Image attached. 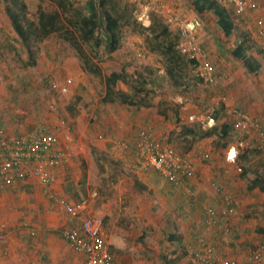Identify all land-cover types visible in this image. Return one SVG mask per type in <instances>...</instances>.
<instances>
[{
    "label": "rangeland",
    "instance_id": "obj_1",
    "mask_svg": "<svg viewBox=\"0 0 264 264\" xmlns=\"http://www.w3.org/2000/svg\"><path fill=\"white\" fill-rule=\"evenodd\" d=\"M20 1L26 5V16L30 21L37 19L41 9L46 12L55 10L54 5L48 0ZM72 1L82 15L87 14L85 0ZM159 1L168 5L167 0ZM173 1L178 4L175 6L184 12L176 15L183 22L191 25L196 34L197 25L203 26L204 32L206 28H212L213 19L207 16L208 13L197 14L192 0ZM261 2L260 8H264V0ZM5 4L4 0H0V82L3 84L0 120L13 134L23 132L25 124L37 126L33 132L38 133L42 127H49L59 140L71 145V151L84 158L83 163L71 169L72 178L84 182V187L89 189L90 194L97 193L91 207L94 214L106 223L107 232H111L115 221H121L117 225L122 228L129 230L135 228V237L141 232L146 235L147 231V235H153L156 239L162 236L159 232H162L166 220H175L172 218L174 212L170 214L171 218L167 217L168 209L165 204L161 208L159 206L143 210L127 207L128 204L121 203L125 201L124 199L119 201L122 193L110 189L112 184L118 188H129L134 184L144 190L152 186L151 181L144 178V174L140 175L135 171L133 155L130 153L133 147L129 145L134 138L131 137L127 141L118 135L121 131L111 129V116L116 111L119 112L116 116L121 118L122 114L141 110L146 120L135 127V132L141 129H151L156 135L166 132L169 145L181 156L187 155L189 160H195L193 161L195 163L211 167L214 165L215 156L224 157V160L235 156L234 162L225 161L229 167L223 168L228 171L227 176L232 179V183L226 186L227 180L221 182V172L217 174L218 182H214L219 188L221 185L225 189L224 192L233 191L234 187L241 189L254 178L264 177V154L257 148L250 135L232 129L227 139L221 143L216 142L215 136L204 139L181 136L184 128L200 126L203 129L212 127L218 129L225 117L230 118L228 110L231 107L248 113L264 131L261 124V119L264 120L263 114L260 116L258 113L264 105V39L258 37L251 19L247 29L237 25L229 37H221L220 31H206L205 36L212 34V38L219 41L218 46L221 49L213 48L210 51L206 48L221 78L217 87H210L199 81L195 68L185 62L189 60L187 56H183V63L174 72L177 83L171 81L167 73V62L158 51L162 39L156 40L148 30L141 29V27L148 28L153 18L157 17L155 13L146 11L144 1L108 0L106 5L108 9L121 17V41L116 52L106 54L104 45L95 48L91 44H80L85 58L99 68L100 75L84 68L83 59L73 42L63 32L53 33L43 42L34 45L36 65L27 66L28 53L8 22L4 10ZM259 12L262 14L258 17L264 18V12ZM193 15L197 17L194 16L190 24L187 18ZM162 23L164 24L163 21ZM168 28L170 37L178 38L177 28L174 26ZM242 34H245L246 53L255 58L262 67L256 75L250 74L251 79L248 78L249 75L245 77L247 73L241 61L235 60L231 55L243 39ZM73 36L76 37V33ZM112 71H123L125 74V83L119 81L112 88L116 93L123 92L130 95L128 86L134 84V76L139 73L155 80L145 85L149 91L144 101L145 106L136 108L102 102L107 91L104 78ZM70 78L75 80L81 78L79 84H82L83 89L78 94L71 95L68 91L61 95L51 89L52 83L67 85V80ZM222 96L226 97L225 104L220 100ZM17 115L28 116V119L26 122H21L17 119ZM189 116L195 117L193 122L188 120ZM214 116H218V119H213ZM141 119L144 117L142 116ZM97 135L101 138H97ZM104 139L112 140L116 145L124 144L126 148L117 151L115 147L105 152L104 142L99 144L102 150L99 149V145L96 147L95 143H91ZM223 144L225 146H222ZM91 148L96 149L103 159H97ZM243 169L246 171L245 175L242 174ZM145 194L148 196L150 193L145 191ZM27 196L29 199V195ZM135 196L142 206L143 196L133 192V197ZM34 219V217L30 218L32 221ZM132 221L141 223L130 224L129 222ZM143 222L148 225H144ZM145 235L140 236L139 239L145 238Z\"/></svg>",
    "mask_w": 264,
    "mask_h": 264
},
{
    "label": "crops",
    "instance_id": "obj_2",
    "mask_svg": "<svg viewBox=\"0 0 264 264\" xmlns=\"http://www.w3.org/2000/svg\"><path fill=\"white\" fill-rule=\"evenodd\" d=\"M254 1H260V3H257L258 5H262L261 0ZM86 2L87 0H85ZM167 3L172 13H184L180 8L175 6L178 5L175 1L167 0ZM223 8L231 19L234 27L233 32L237 25H242L244 29H247L250 25L249 19H251L256 29L255 31L258 37H260L256 24L259 20L264 22V18L258 17V15L262 14L259 11H263V7L260 8L259 6L258 11L248 12L244 15H238L231 6ZM205 13H208L207 16L209 15L213 19V23L212 28H206L205 32L203 26L197 25L196 31L198 32L197 36L200 45L205 51L206 48L210 51L213 48L220 49L218 46L219 41L212 38V34L209 33L205 36L207 30L219 31L215 27L214 14L210 11ZM205 13L202 15H205ZM194 16L196 15L188 16L187 21L190 24ZM220 35L221 37H225L223 33ZM242 37L243 39L240 42L246 41L244 39L245 34H242ZM208 58L209 62L212 63L209 54ZM192 67L195 68L196 65L194 64ZM260 70H262L261 65ZM215 73L217 76H220L216 70ZM250 74L247 73L245 77L249 75L248 78L251 79ZM80 81L81 78H76V80L75 78H70L67 80L68 84L62 86H66L67 92L69 91L71 95L78 94L83 89L82 84H79ZM2 86L3 84L0 82V98H2ZM241 94L244 95L242 92ZM118 113L116 111L111 116V129H117L118 132L121 131L118 135L127 141L133 137V143L137 135L134 129L139 126L140 122L146 120V116L143 115L141 110L130 111L129 114L121 113L123 115L121 118L116 116ZM258 113L260 116L263 114L264 118V105ZM142 116L144 119H141ZM17 119L21 122H26L28 116L17 115ZM261 124L264 127V120L262 119ZM4 125L2 120H0V126L10 136H19L20 134H52L57 139L55 151H64L69 156L67 164L51 170L54 182L50 187L42 186L30 179L25 183H18L4 191H0V264H85L83 255L77 254L61 236L65 228L78 226L80 220L72 219L57 202L59 198L63 197L70 203L79 206L81 208L80 218L87 215L98 217L94 214L91 207L94 201V199H90L92 193L90 194L89 189L85 187L81 191L79 185L81 180H73L72 178L73 170L71 169L83 163L82 160L84 158L80 154L77 155L71 151V145L59 140L56 133L52 132L49 127H42L38 133L33 132L37 126L25 124L24 128L26 131L13 134L8 131L9 127H5ZM259 129H261L260 126ZM262 132L264 133V131ZM249 135L256 142L257 134L251 132ZM97 138H101V136L97 135ZM91 143H95L94 146L96 147L103 143L105 152L117 146L114 141L105 139L104 141H91ZM98 147L101 150L103 149L100 145ZM93 151L97 153L96 149L91 148L92 153ZM130 153L133 155L135 166L136 151L132 148ZM97 154L101 156V154ZM185 158H187V155ZM214 160V165L211 167L193 162L195 160H190L195 176L186 181L185 189L175 187L172 183L158 176L153 170H141L140 172L136 168L137 174H144V178L151 181L152 186H149L147 190L141 189L134 184L129 188H118L114 184L111 185L110 189H115L116 192L122 193L119 196V201L124 199L125 201L121 203L128 204L127 207L142 208L143 210L146 208H158L159 206L161 208L165 204L168 209L167 217L171 218L170 214L174 212L172 218L175 219L166 220L162 232H159L162 233V236L156 239H154L153 235H147V231L146 235L144 232H141L139 236L135 237V228L131 230L124 229L117 225L121 221H115V225H113L109 233L107 232V225L103 221L104 234L109 245L113 264H191V252L200 251L205 246L212 248L216 257L234 259L238 264H247L250 253L264 241V192H261L258 187L251 188L253 180L241 189H235L234 187L233 191L228 190L224 192L225 189L221 185L220 188L215 186L214 182H218L217 174L221 172V182L224 183L227 180L226 186L232 183V179H230L229 175L227 176L228 171L223 170L224 167H229V164H227L229 161L224 160V157L217 156L214 157ZM220 168L221 170H219ZM257 178L261 179L263 177L259 176ZM186 190H191L190 193L193 194V197L189 196ZM145 191H148L150 194L146 196ZM79 192L81 195H78ZM133 192L143 196L141 200L142 206L139 205V200L136 199L137 196L133 197ZM27 195H29V199H27ZM225 195H230L233 198L232 207L234 208V214L231 217L221 216L223 210H225L221 199ZM135 199L136 201H134ZM86 201H89V203L84 205ZM206 208L215 210L217 212L216 216H218L217 223L214 226H207L208 228L205 224ZM31 217L35 218L34 221L30 220ZM129 223L139 224L141 222L135 223L132 221ZM143 224L148 225V223L144 222ZM170 231H174L177 234L179 242L182 245V248L177 251L172 250L169 241L166 239V233ZM143 235H145V238L139 239Z\"/></svg>",
    "mask_w": 264,
    "mask_h": 264
},
{
    "label": "built area",
    "instance_id": "obj_3",
    "mask_svg": "<svg viewBox=\"0 0 264 264\" xmlns=\"http://www.w3.org/2000/svg\"><path fill=\"white\" fill-rule=\"evenodd\" d=\"M132 1H144L146 11L155 13L166 26L176 27L178 31L176 49L179 54L195 61L196 75L201 83L210 87L219 85L221 78L215 73V68L209 62L208 54L201 47L193 27L183 22L171 12L166 4L159 0ZM210 1L223 7L231 6L238 15L259 10V5L254 0ZM256 25L259 36L264 38V22L259 20ZM51 89L59 94L67 93V87L57 83H52ZM220 100L224 104L226 103L225 96H222ZM228 112L233 130L240 131L244 135L255 132L257 134L256 146L264 154V133L259 129L255 120L248 113L236 108H230ZM194 118V116H189L188 120L193 122ZM56 142V137L48 133L10 136L0 126V191L18 183H25L30 179L42 186L50 187L54 182L51 170L67 164L69 156L64 151H55ZM134 147L136 148L134 167L138 170L153 169L175 187L184 189L186 181L195 176L192 162L181 156L169 145L166 132L156 135L151 129H141L137 132ZM124 148H126L124 144L116 146L117 151ZM234 158L235 156L227 157L228 161L231 162H234ZM186 192L193 197V194L190 193L191 190H186ZM96 195V192H93L90 199H94ZM221 201L225 207L221 216L231 217L234 214L232 196L225 195ZM57 202L72 219L80 220L78 226L65 228L61 236L77 254L83 255L85 264H113L104 234L102 218L93 215L80 218L81 208L79 206L70 203L63 197L59 198ZM88 203L89 201H86L84 205ZM205 212L206 227L214 226L218 219L217 212L210 208H206ZM190 263L238 264L234 259L214 256L212 248L208 246L200 251L191 252ZM247 264H264V241L250 253Z\"/></svg>",
    "mask_w": 264,
    "mask_h": 264
},
{
    "label": "trees",
    "instance_id": "obj_4",
    "mask_svg": "<svg viewBox=\"0 0 264 264\" xmlns=\"http://www.w3.org/2000/svg\"><path fill=\"white\" fill-rule=\"evenodd\" d=\"M4 1L6 3L4 10L8 22L17 35L18 40L28 53L27 66L32 67L36 65L33 46L43 42L50 35L57 32H63V34L73 42L79 56L83 59L84 68L97 75L101 73L99 68L91 64L90 60L85 58L80 44H91L95 48L104 45V52L106 54H112L119 49L121 41V17L115 15L108 9L106 6L108 0H87L85 3L86 15H82L79 9L75 8L72 0H48L54 5L55 10L46 12L41 9L37 14V19L33 21L27 18V8L23 2L20 0ZM192 3L197 14H203L207 11L214 14L215 27L223 33L224 36L229 37L233 33L234 27L231 19L222 6L210 0H192ZM141 29L148 30L151 36L156 40L162 39V41L159 42L158 51L167 62V73L171 81L177 83L174 79V72L184 61L183 56L180 55L176 49L177 38L173 39L170 37L168 26L163 24L159 17L153 18L148 28L141 27ZM74 33H76V37L73 36ZM246 50V41H242L231 52V55L234 59L241 61L247 73L257 74L260 69V63L255 58L248 56ZM185 62L191 66L195 64V61L190 59ZM124 75L123 71H112L105 76L104 81L107 91L102 102H117L120 105L136 108L145 106L144 101L149 95V91L145 88V85L150 82H155V80H152V78L149 79L139 73L134 76V84H128L130 95L123 92H114L112 88L116 86L119 81L125 83ZM213 119H218V116H214ZM232 129L231 118L225 117L224 122L218 129L216 127L203 129L200 126L196 128H184V131L181 132V136H189L192 139H204L215 136L216 142L221 143L227 139ZM129 145L136 151L134 143H130ZM222 146H225V144ZM93 153L97 159H103V157L99 156L95 151H93ZM245 173L246 171L243 169L242 174L245 175ZM156 174L160 176L157 172ZM166 181L169 182L168 180ZM79 185L82 191L84 182H80ZM255 187H258L261 192H264V177L261 179L255 178L251 182V188ZM78 195H81L80 192ZM166 235V239L169 241L173 251L182 248L179 237L174 231L167 232Z\"/></svg>",
    "mask_w": 264,
    "mask_h": 264
}]
</instances>
